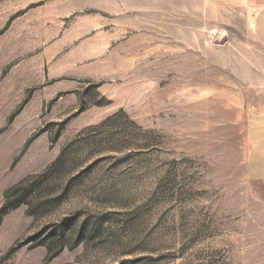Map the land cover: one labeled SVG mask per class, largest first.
I'll list each match as a JSON object with an SVG mask.
<instances>
[{"label":"rangeland","instance_id":"374dc122","mask_svg":"<svg viewBox=\"0 0 264 264\" xmlns=\"http://www.w3.org/2000/svg\"><path fill=\"white\" fill-rule=\"evenodd\" d=\"M249 20L215 0H0V208L29 191L0 217V264H264Z\"/></svg>","mask_w":264,"mask_h":264},{"label":"crops","instance_id":"0c3cea01","mask_svg":"<svg viewBox=\"0 0 264 264\" xmlns=\"http://www.w3.org/2000/svg\"><path fill=\"white\" fill-rule=\"evenodd\" d=\"M223 7H235L250 15V26L256 39L264 44V0H215ZM250 120L252 163H260L263 169L257 178L264 183V110ZM259 170V167H258Z\"/></svg>","mask_w":264,"mask_h":264},{"label":"trees","instance_id":"16d2710c","mask_svg":"<svg viewBox=\"0 0 264 264\" xmlns=\"http://www.w3.org/2000/svg\"><path fill=\"white\" fill-rule=\"evenodd\" d=\"M28 192L26 187L19 186V184L6 190L5 200L0 208V217L6 214L11 208H15L26 201Z\"/></svg>","mask_w":264,"mask_h":264},{"label":"water","instance_id":"95a60500","mask_svg":"<svg viewBox=\"0 0 264 264\" xmlns=\"http://www.w3.org/2000/svg\"><path fill=\"white\" fill-rule=\"evenodd\" d=\"M226 38H227V33H223V35L221 37V41L223 42Z\"/></svg>","mask_w":264,"mask_h":264}]
</instances>
